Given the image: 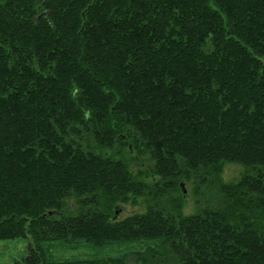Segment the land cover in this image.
Segmentation results:
<instances>
[{"label": "trees", "instance_id": "16d2710c", "mask_svg": "<svg viewBox=\"0 0 264 264\" xmlns=\"http://www.w3.org/2000/svg\"><path fill=\"white\" fill-rule=\"evenodd\" d=\"M226 164L245 173L226 183ZM17 239V264H264V0H0V241ZM71 244L87 257L58 256Z\"/></svg>", "mask_w": 264, "mask_h": 264}, {"label": "rangeland", "instance_id": "374dc122", "mask_svg": "<svg viewBox=\"0 0 264 264\" xmlns=\"http://www.w3.org/2000/svg\"><path fill=\"white\" fill-rule=\"evenodd\" d=\"M150 163L147 160H138L132 167L134 171L137 170H147ZM245 173V168L239 164H226L223 168L222 179L226 183H232L237 181ZM183 191L185 194V214H193L198 208V201L195 198L194 187L190 184L183 185ZM148 203L144 200H139L137 204H127L118 206L116 211L118 212L117 219L122 220L128 216L134 214L144 213L147 209ZM70 210L75 209L76 203H69ZM28 244L29 242L25 239H17L13 241H0V264H17L21 262L28 253ZM69 251L62 252L60 250L57 254L58 256H64L65 259L75 258L77 260H82L87 257V251L83 249H77L75 245L71 244L69 246ZM82 248V247H80ZM125 264H136L134 258H129Z\"/></svg>", "mask_w": 264, "mask_h": 264}]
</instances>
